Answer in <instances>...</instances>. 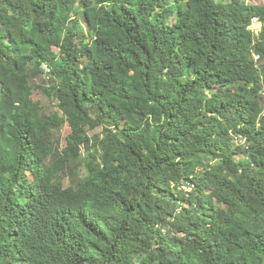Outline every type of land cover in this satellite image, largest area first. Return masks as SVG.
I'll return each instance as SVG.
<instances>
[{
	"label": "trees",
	"instance_id": "trees-1",
	"mask_svg": "<svg viewBox=\"0 0 264 264\" xmlns=\"http://www.w3.org/2000/svg\"><path fill=\"white\" fill-rule=\"evenodd\" d=\"M0 264H264V4L0 0Z\"/></svg>",
	"mask_w": 264,
	"mask_h": 264
},
{
	"label": "rangeland",
	"instance_id": "rangeland-1",
	"mask_svg": "<svg viewBox=\"0 0 264 264\" xmlns=\"http://www.w3.org/2000/svg\"><path fill=\"white\" fill-rule=\"evenodd\" d=\"M247 3L249 4H264V0H246ZM175 21V19L173 20ZM172 21V22H173ZM81 24L85 27V29H87V25L85 24V22L83 20H80ZM47 82V79H45L44 77L40 76L36 79H34L32 81L33 86H39V85H44ZM217 91H219L220 93H223V90L219 87L215 88ZM31 97L33 98V100H40L42 102V105L44 107V112L46 115H50L51 113H53L55 110H57V104L54 100L52 99H48L47 97H43L42 93L40 91H35L34 93H31ZM58 126L55 128L57 129L56 131H54L53 133V138L55 140L54 144L56 146V149L60 152H62V148L66 145V136L67 134L70 132V128L67 124V122L65 121H61L58 122L57 124ZM101 126L95 127L93 129H89V135L90 136H94L96 134H99L101 132ZM64 155V153H63ZM241 155H236V157H240ZM67 158L69 159V156H67ZM74 169V168H72ZM75 172H77V174L79 176H83L85 174V168L81 167L79 169H75ZM65 184H68L67 179L65 180Z\"/></svg>",
	"mask_w": 264,
	"mask_h": 264
},
{
	"label": "clouds",
	"instance_id": "clouds-1",
	"mask_svg": "<svg viewBox=\"0 0 264 264\" xmlns=\"http://www.w3.org/2000/svg\"><path fill=\"white\" fill-rule=\"evenodd\" d=\"M245 2H246V0H245ZM247 4H249V3H247ZM256 5H258V4H256ZM262 27H263V23L260 20V18L258 16H252L250 24L248 25V29L251 30L254 33V35H259V33L262 30ZM259 58H260L259 55L254 53V59L258 60Z\"/></svg>",
	"mask_w": 264,
	"mask_h": 264
}]
</instances>
